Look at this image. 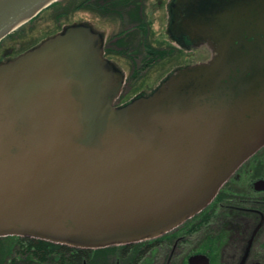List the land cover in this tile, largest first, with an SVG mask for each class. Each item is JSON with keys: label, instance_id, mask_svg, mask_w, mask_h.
<instances>
[{"label": "water", "instance_id": "water-1", "mask_svg": "<svg viewBox=\"0 0 264 264\" xmlns=\"http://www.w3.org/2000/svg\"><path fill=\"white\" fill-rule=\"evenodd\" d=\"M56 1L0 0V40ZM171 29L211 56L119 105L124 74L84 22L0 61V237L156 238L264 146V0H174Z\"/></svg>", "mask_w": 264, "mask_h": 264}, {"label": "flooded vegetation", "instance_id": "flooded-vegetation-1", "mask_svg": "<svg viewBox=\"0 0 264 264\" xmlns=\"http://www.w3.org/2000/svg\"><path fill=\"white\" fill-rule=\"evenodd\" d=\"M148 1L78 0L79 9L91 11L102 19L119 21V30L109 39L104 31L84 22L102 36L103 56L111 61L116 53L124 55L128 52L129 59L137 61L139 70L145 71L156 63L174 57L180 49L189 51L182 65L168 72L158 84L134 97L153 91L174 70L205 61L211 56L206 43L197 45L172 32L174 0H168L166 5L165 28L174 46L165 48L161 44L150 43L151 26L148 19L159 12L163 3L157 0V6L149 13ZM8 58L4 52L1 53L0 61ZM125 85L126 78L116 105L127 102L120 101L125 93ZM258 151L263 153L257 154ZM258 151L236 168L202 209L156 238L133 242L142 243V247L146 248L139 264L152 251L157 254L152 264H189L191 257L200 258L196 264H264V189L255 186L264 179V146Z\"/></svg>", "mask_w": 264, "mask_h": 264}, {"label": "rangeland", "instance_id": "rangeland-1", "mask_svg": "<svg viewBox=\"0 0 264 264\" xmlns=\"http://www.w3.org/2000/svg\"><path fill=\"white\" fill-rule=\"evenodd\" d=\"M60 1L62 2V0H58V2ZM156 1L157 0L148 1L149 13L153 12V8L157 6ZM161 2L163 5L161 9H159V12L153 14V17L150 15L148 19L151 26L149 42L157 46L161 44V47L166 48L167 46L174 45L165 33L167 25L166 5L168 0H162ZM62 3H64V0ZM54 13L52 8H44L38 13V16L36 15L37 17L31 23L29 21L26 22L11 32V35H7L1 39L0 58L3 52L9 57L16 56L24 49L39 43L44 38L60 31L64 26L72 23L87 22L95 29L104 31L108 39L113 33L119 30L118 20L99 18L91 11H84L82 9L72 10L67 16L59 18H55ZM20 29L22 30L19 31ZM127 53L124 55L116 53L114 57H112L113 62H115L118 68L123 72L127 82L124 88V96L120 98L122 102L130 100L139 92L158 84L168 72L184 63L185 57L188 55L189 51L180 49L179 53H176L174 57L156 63L145 71H142V69L139 70L137 61L129 59L130 56L129 54L127 55ZM156 255L155 251H152L150 256L146 257L141 264H152Z\"/></svg>", "mask_w": 264, "mask_h": 264}, {"label": "trees", "instance_id": "trees-1", "mask_svg": "<svg viewBox=\"0 0 264 264\" xmlns=\"http://www.w3.org/2000/svg\"><path fill=\"white\" fill-rule=\"evenodd\" d=\"M62 2L57 1L46 7L54 10L55 18L67 16L70 11L79 9L77 0ZM37 16L29 22L31 23ZM262 153V151L257 152V154ZM145 250L142 243L89 249L13 235L0 237V264H115L116 261L119 264H139Z\"/></svg>", "mask_w": 264, "mask_h": 264}]
</instances>
